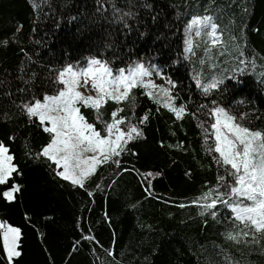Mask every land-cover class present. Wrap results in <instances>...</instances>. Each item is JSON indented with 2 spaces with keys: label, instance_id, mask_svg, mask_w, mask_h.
Wrapping results in <instances>:
<instances>
[{
  "label": "trees",
  "instance_id": "obj_1",
  "mask_svg": "<svg viewBox=\"0 0 264 264\" xmlns=\"http://www.w3.org/2000/svg\"><path fill=\"white\" fill-rule=\"evenodd\" d=\"M204 17L215 35L189 52L185 28ZM91 58L113 72L154 66L184 112L177 118L140 86L108 100L103 121L123 109L121 130L134 124L142 135L80 187L40 155L49 125L23 106L57 94L60 72ZM217 107L264 133V0H0V143L17 169L0 185V264H264V231L223 203L204 207L237 186L209 151ZM81 113L105 134L92 108ZM4 225L20 232L12 260Z\"/></svg>",
  "mask_w": 264,
  "mask_h": 264
},
{
  "label": "snow or ice",
  "instance_id": "obj_2",
  "mask_svg": "<svg viewBox=\"0 0 264 264\" xmlns=\"http://www.w3.org/2000/svg\"><path fill=\"white\" fill-rule=\"evenodd\" d=\"M201 24L208 26L211 24V19L209 17L193 18L188 26L189 32L192 31L193 26ZM211 28L213 32L210 35L214 36L216 25L211 24ZM199 34L197 30L196 35ZM4 43L6 44L7 41ZM125 71L122 68L114 74L106 63L95 59L89 61L88 67L84 69L74 70L72 65H68L59 74V82L63 88L56 95H44L42 100L36 99L23 106L29 116L38 117L42 125L45 121L51 124V127H44V131L52 134V139L42 149L40 155L52 160L58 166L62 163L63 171L57 172V175L65 180H71L74 185L84 187L83 179L94 170L97 164L105 163L113 156H119L124 150L123 144L142 135L134 124H131L126 132L121 131L119 125L124 123V118L116 119V117L117 113L123 109H117L111 113L110 123L103 121L100 112L102 105L108 100H115L119 103L121 100L128 99L131 89L138 83H142L137 79L138 77L151 75V72L143 65L127 70V75ZM66 73L69 74L67 79H65ZM198 86H200L199 82ZM216 86L217 83L213 82L204 86V91L207 92L209 88ZM80 87H83L85 91H94L96 95L85 96L78 90ZM121 87L123 91H120ZM161 90L168 96L167 89ZM77 104L80 107H77ZM165 106L175 112L177 118H180L184 112L183 106L175 107L169 103H165ZM81 107L92 108L96 112L97 121L105 126V134L102 135L94 123L87 122L81 113ZM214 113L218 114L216 122L211 125L215 130L213 133L215 143L209 147V151L219 154L217 163L225 168L228 176L234 178L237 186H232L228 193H218L216 198L204 207L212 209L217 202L223 203L231 207L235 213V219L247 222L249 227L255 226V232L264 231V133L252 131L235 123L236 118L230 116L223 108H216ZM220 115L225 117L223 123L219 119ZM146 119L147 116L142 119L141 123ZM115 133L118 134L113 139ZM125 136L126 139L122 143V137ZM256 142H259L258 145ZM7 153L8 149L0 143V185L5 184L17 171L16 167L11 164L12 156ZM85 153L94 155L85 157ZM96 154L99 155V159ZM149 175L151 176V173ZM219 179L224 181L225 177L221 176ZM15 191H19L18 186H14L11 191H6L3 195L11 200L13 199L12 193ZM212 195V192L205 193L204 198ZM225 196L228 198L225 199ZM233 197H243L252 203L241 207L240 203L233 200ZM211 214L215 216V212ZM9 232L18 235L19 229L10 228ZM243 235L248 236L249 233L244 232ZM227 238L237 240V236L232 233H228ZM8 241L9 237L6 234L5 247L8 258L11 260L12 256H18L20 253L15 250V237L11 244Z\"/></svg>",
  "mask_w": 264,
  "mask_h": 264
},
{
  "label": "rangeland",
  "instance_id": "obj_3",
  "mask_svg": "<svg viewBox=\"0 0 264 264\" xmlns=\"http://www.w3.org/2000/svg\"><path fill=\"white\" fill-rule=\"evenodd\" d=\"M201 19H203V18H201ZM191 23V22H190ZM189 23V24H190ZM189 24L186 26V28H185V45H186V48H187V50L190 52V51H193L194 49H195V46H196V43H197V41H200V40H203L204 38H213V37H211V33L209 32V29H211L212 30V28H211V24H209L208 26H205V25H203V24H201V25H198V26H193V29H192V31L191 32H189V28H188V26H189ZM208 29V30H207ZM197 30H199V35H196V31ZM211 40V39H210ZM189 41L191 42L190 44H189ZM213 45H215L216 44V42H211ZM93 59H95V58H91V59H89L88 61H87V63L86 64H84V65H75V66H73V68H74V70H77V69H84V68H87L88 67V63H89V61H91V60H93ZM95 60H98V59H95ZM137 65H143L144 66V68L145 69H147L149 72H151V75L150 76H143V77H138L137 79L138 80H140V81H142V83H138L136 86H140V87H142L144 90H145V92L147 93V95L149 96V97H151L154 101H156L157 103H159L160 105H162L163 107H165V108H167V109H169V107H166L165 106V103H169V104H171V105H173V106H175V107H177L176 106V104H175V102H174V100H173V98H172V95H171V92H172V89H171V86H170V84L167 82V81H165L163 78H162V76L160 75V73H159V71L154 67V66H152V65H148V64H146V65H144L143 63H141V62H138V63H136V65L135 66H133V67H130V68H128V69H125L126 71H125V75H127L128 74V71L127 70H129V69H133V68H135ZM116 72H114V74H115ZM68 76H69V74L68 73H66L65 74V79H67L68 78ZM81 79H83V78H81ZM149 81H151V83H149ZM89 83H91V81H89ZM152 85H155L156 87H153ZM61 88H63V85L61 84ZM135 86V87H136ZM134 88V87H133ZM132 88V89H133ZM131 89V90H132ZM161 89H167L168 90V96H166L165 94H164V92L161 90ZM80 92H82L85 96H87V95H93V96H95L96 95V93L94 92V91H85V89L83 88V87H80L79 89H78ZM124 89H123V87H121V89H120V91H123ZM149 93H151V95H149ZM56 95V94H55ZM169 97H171V99L169 98ZM77 107H78V104H77ZM218 108V107H217ZM219 108H223V107H219ZM230 116H232V117H235L234 115H232L228 110H226L225 108H223ZM170 110V109H169ZM171 111V110H170ZM173 112V111H172ZM174 114L176 115V113L174 112ZM182 115V114H181ZM217 115L218 114H216V113H214V117H215V122H216V119H217ZM177 116V115H176ZM181 117V116H180ZM236 118V117H235ZM219 119H220V121H221V123H223L224 122V120H225V117L223 116V115H220L219 116ZM44 123H47L48 125H49V127H51V124L48 122V121H45ZM235 123H237V124H239L238 122H237V120H235ZM241 125V124H240ZM242 126V125H241ZM119 127H120V125H119ZM243 127V126H242ZM121 129V128H120ZM122 131V130H121ZM259 131V130H258ZM260 132H262V131H260ZM116 134H118V133H115L114 135H113V139L115 138V135ZM124 139H126V136L125 137H122V143H123V140ZM258 143L259 142H256V144L258 145ZM125 144H123V146H124ZM8 154V153H7ZM9 155V154H8ZM85 155V157H88V156H92V155H94L93 153H85L84 154ZM97 155V157H98V159L100 158L99 157V155L98 154H96ZM257 162H258V159H257ZM11 164H12V162H11ZM100 164V163H99ZM99 164H97L96 166H95V168H94V170H92V171H90V174H87L86 175V177L83 179V183L95 172V170H96V168H97V166L99 165ZM60 167H61V169H62V171H63V166H62V163H61V165H59ZM77 175H78V173H77ZM71 181V180H70ZM14 193L15 192H13L12 193V195H13V197H14ZM12 200V199H11ZM234 200H236L237 201V203H240V206L241 207H244V206H246V205H250L252 202H250V201H247L245 198H243V197H239V198H236L235 197V199ZM243 223H247V222H243ZM10 228H13V227H11V226H8V225H4L3 226V243H4V247H5V235L7 234L8 235V237H9V244H11V242H12V239H13V237H15V250L17 251V252H19L18 251V245H19V238H20V232H19V234L17 235V234H14V233H10L9 232V229ZM14 229H16V228H14ZM5 250H6V247H5ZM6 254H7V252H6ZM8 256V255H7ZM15 257H17V256H12V258H11V260L13 259V258H15ZM9 259V258H8Z\"/></svg>",
  "mask_w": 264,
  "mask_h": 264
}]
</instances>
